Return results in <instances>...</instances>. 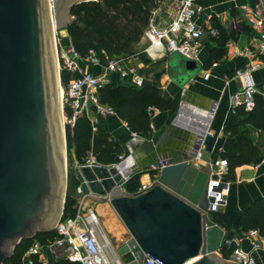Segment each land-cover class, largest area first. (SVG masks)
<instances>
[{
    "label": "water",
    "instance_id": "95a60500",
    "mask_svg": "<svg viewBox=\"0 0 264 264\" xmlns=\"http://www.w3.org/2000/svg\"><path fill=\"white\" fill-rule=\"evenodd\" d=\"M83 1L89 0H0V264L22 240L54 230L64 213L66 122L64 160L57 144L56 123L61 120L49 32L53 19L56 30L65 29L73 20L71 8ZM203 66L199 59L175 51L169 55L167 73L184 86ZM62 111L65 114L64 103ZM142 136L137 134L135 140L138 167L127 165L124 170L130 175L148 167L155 178L137 195L119 185L117 166L74 168L79 191L109 200L127 227L128 234L116 247L122 263L143 264L151 256L164 264H238L219 254L225 229L209 224L215 196L208 195L207 186L218 174L192 162L197 150L185 158L166 155L153 139ZM204 137L197 136V149ZM156 163L157 169L152 167ZM225 180L222 177L214 189H221ZM251 257L252 264H264V245Z\"/></svg>",
    "mask_w": 264,
    "mask_h": 264
},
{
    "label": "trees",
    "instance_id": "16d2710c",
    "mask_svg": "<svg viewBox=\"0 0 264 264\" xmlns=\"http://www.w3.org/2000/svg\"><path fill=\"white\" fill-rule=\"evenodd\" d=\"M163 0H89L75 4L71 8L73 20L65 28L69 39L65 44H72L81 58H86L90 50H94L103 66L108 60L119 57L129 64L131 58L137 54L136 46L141 42L145 28L149 22L153 7ZM218 35L213 38L214 47L206 67L213 61L223 58L226 53V44L230 34L226 28L219 26ZM61 82L65 90L69 81L79 73H72L60 57ZM144 82L137 86L129 79H113L98 89L100 101L116 109L117 114L127 122L129 129L134 133H142L151 139L154 131L149 107L160 110H176L174 99H165L160 86L161 72L150 77L143 70ZM237 121L227 124L225 132L239 135L236 142V152H223L222 158L227 160V172L224 177L233 180L236 168L244 164H260L264 160V147L259 146L249 132L252 129L264 133V94L259 91L255 94V105L252 110L238 108ZM66 122L67 150L73 152L76 161L83 164L90 151L97 154L98 160L104 165L114 163V155L121 154V147L109 135L104 133L99 124L96 132L92 131V124L88 117L74 118L73 110L68 102L64 105ZM154 174V172H153ZM141 172L130 174L124 183L127 192L137 195L140 193ZM78 209V199L69 188L66 195L65 208L62 220L72 218ZM214 222L225 229V235L220 249L224 258H229L235 244L231 241L234 236H242L250 229H258L264 237V198L256 201L248 210L241 213L239 221L232 223L225 213L220 210L213 213ZM60 235L57 230L39 232L35 237L24 239L16 246L12 255L5 260V264H25L28 259L32 264H43L40 250L26 255L34 242L41 246L54 243ZM54 264H81L71 261L66 256L58 257Z\"/></svg>",
    "mask_w": 264,
    "mask_h": 264
},
{
    "label": "built area",
    "instance_id": "2783aa9c",
    "mask_svg": "<svg viewBox=\"0 0 264 264\" xmlns=\"http://www.w3.org/2000/svg\"><path fill=\"white\" fill-rule=\"evenodd\" d=\"M49 1L52 4L54 0ZM236 8L234 15L230 10L225 26L230 34L226 44L227 51L244 58L243 64L236 67L232 74V77L237 78L240 83L239 88L229 97L230 106L235 112L241 107L245 110H252L255 105V94L261 91L255 81L254 73L264 67V0H253L251 4L242 3ZM219 18L218 13L207 10V6L202 0H163L152 8L149 22L145 28L144 36L150 41L147 51L155 55L162 50L166 53L178 51L188 58L199 59L205 37L214 38L218 35ZM243 32L249 33L256 43L240 47L236 37ZM60 57L63 58L68 70L72 73H79L78 76H73L70 79L68 89H64L65 98L63 100L65 99V102L71 106L74 118L86 116L90 119L93 132L98 131L101 117L117 113L115 108L102 103L98 95V89L112 80V74L118 75L119 79H129L137 86H141L145 79V76L135 66L123 62L119 57L110 58L105 66L101 64L94 50H90L86 58H81L72 44H65ZM80 60H88L91 64L102 67L103 73L96 74L85 70L81 66ZM205 75H208V72ZM218 106V102H215L209 112L211 118L216 116ZM153 108L155 107L148 108L150 116ZM204 143L205 139L195 158L203 156ZM85 164L100 165L97 162L96 154L92 151H90V156ZM110 165L119 168L122 174L119 185L124 188V183L130 176L125 173L126 157L120 154L118 160ZM203 165L210 174H218V179H210L207 186L208 195L215 196L209 209L218 211L226 202L229 181L225 180L221 189H214V186L218 187L221 183L222 177L227 172L228 163L225 158H221L217 161L206 160ZM152 167L157 169L159 164H153ZM150 185L142 184L140 192L147 190ZM83 202L82 199L79 200L74 217L61 219L56 224L55 229L60 237L56 239L55 243L59 246H68L69 252L66 257L71 261L81 264H123L104 231L98 214L91 207L87 208L86 213H83ZM244 237L251 240L252 251L264 244V237L260 235L258 229H250L242 236H234L231 241L235 244V248L227 258L231 262L253 263L251 252L241 247ZM40 248L41 245L36 241L26 255L28 256L30 252H36ZM25 264H32V260L28 259ZM143 264L164 263L157 258L147 256L143 260Z\"/></svg>",
    "mask_w": 264,
    "mask_h": 264
},
{
    "label": "crops",
    "instance_id": "0c3cea01",
    "mask_svg": "<svg viewBox=\"0 0 264 264\" xmlns=\"http://www.w3.org/2000/svg\"><path fill=\"white\" fill-rule=\"evenodd\" d=\"M207 6L208 11H214L220 15L218 25L225 28L227 20L231 14H235L236 6L242 3L251 4L253 0H202ZM174 8V7H172ZM68 41V31L65 32ZM64 36V37H65ZM243 39L242 33L237 35L236 41L239 45ZM256 41L250 39L247 45L255 44ZM240 46V45H239ZM214 47V40L210 36L205 37L202 51L200 53V62L204 64L203 71L184 86H180L167 73V61L171 53L162 50L160 59L164 60V71L159 77L165 99H174L176 110H160L153 108L151 110V123L154 134L151 139L158 143L163 154L185 158L188 155L198 152L197 136L205 134V143L203 146V156L194 158L192 162L198 166L205 164L206 160L217 161L222 158L223 152L235 153L236 142L239 135L225 132L227 124L237 121V112L230 106L229 97L240 86L239 80L232 77L236 67L244 62V58L234 53H226L222 59L213 61L209 64L211 52ZM153 62H150V64ZM81 66L96 74L103 73V68L91 64L88 60H80ZM206 69V70H205ZM208 72V75H205ZM112 78H118V75L112 74ZM258 88L264 94V67L254 73ZM215 102H218L216 116L211 118L209 112ZM99 124L104 133L108 134L110 139L114 140L122 149L121 155L127 159V165L130 169L138 167L135 159V140L136 135L142 133L132 132L125 120L117 113L101 117ZM248 126H242L243 131L249 132L254 139L259 142L260 147H264V133L257 130H246ZM146 138L144 135L142 136ZM120 154H115V161ZM90 152L88 153V157ZM114 161V162H115ZM204 166V165H203ZM148 168V167H147ZM146 167L138 171L141 172V183L151 184L154 180L153 172H148ZM229 181V190L226 195V202L221 206L220 211L225 213L232 223L239 221L243 211L248 210L256 201L264 198V160L259 164H244L236 168V176ZM83 200V213L87 208H93L98 214L102 227L109 237L113 247L123 242L128 234L127 227L113 208L109 200L103 201L96 195H84L80 193V200ZM211 216L209 224H214ZM264 245V244H263ZM241 247L252 252L251 240L242 238ZM117 251V250H116ZM69 252L67 245L59 246L55 242L41 246L40 258L43 264H54L58 257L66 256ZM56 253L57 258H55ZM220 254V251H219Z\"/></svg>",
    "mask_w": 264,
    "mask_h": 264
},
{
    "label": "rangeland",
    "instance_id": "374dc122",
    "mask_svg": "<svg viewBox=\"0 0 264 264\" xmlns=\"http://www.w3.org/2000/svg\"><path fill=\"white\" fill-rule=\"evenodd\" d=\"M65 32H66V29L56 30L55 36H54L55 46H57L56 54L57 53L59 54V58L61 56V52L65 48V42H66V36H65L66 33ZM242 35H243V39L241 42H239V45H240V47H245L246 44H248V42L250 41L251 35L249 33H246V32H243ZM149 44H150V41L148 40V38H146L143 35L141 42H139V44L135 48L137 50V54H135L131 58V61L129 64H131L132 66H135L138 70H143L146 75H149L150 77H154V75L159 73V72L163 73V71H164V60L159 58V57H162L161 56L162 53H159L157 55H155V54L153 55V53L147 51V47L149 46ZM60 45H62V46H60ZM150 62H153V63L150 64ZM60 71H61V67H60ZM195 73L197 74L198 71ZM63 90H64V88H63ZM63 98H65L64 92H63ZM63 103L65 105V99L63 100ZM67 155H68L67 156L68 157L67 191L70 188L71 191L76 195L78 202H79L80 193H81L79 191L80 183L76 177L74 168H75V165H81V164H79L76 161V159L74 157V153L72 151L68 152V150H67ZM96 157H97V154H96ZM87 159H88V155L86 157V160ZM97 162L100 165H104L98 160V158H97ZM83 164H85V163H83ZM108 166H111V165H108Z\"/></svg>",
    "mask_w": 264,
    "mask_h": 264
},
{
    "label": "bare ground",
    "instance_id": "6f19581e",
    "mask_svg": "<svg viewBox=\"0 0 264 264\" xmlns=\"http://www.w3.org/2000/svg\"><path fill=\"white\" fill-rule=\"evenodd\" d=\"M56 23L55 20L53 19L51 21V29H50V35H49V43L51 42L52 44V51L50 52V63L51 66L55 68V73L57 77V87H56V93H57V102H58V111L60 113V120L61 122H58V116H57V123H56V133H57V144L60 146L62 149V153L64 155V160H65V133H64V124H65V115L63 114L62 111V104H63V86L61 84V79H60V60L57 52V46H55L54 42V36L56 32ZM154 55V54H153ZM53 64H52V62ZM65 166V163L63 162V167ZM65 169V167H64ZM63 189L64 187L62 186L61 188V193L63 195Z\"/></svg>",
    "mask_w": 264,
    "mask_h": 264
}]
</instances>
